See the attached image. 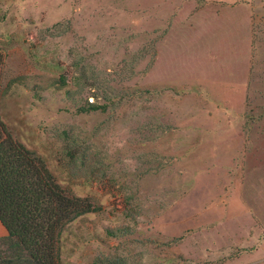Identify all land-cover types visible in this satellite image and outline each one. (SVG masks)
I'll use <instances>...</instances> for the list:
<instances>
[{
  "label": "rangeland",
  "instance_id": "obj_1",
  "mask_svg": "<svg viewBox=\"0 0 264 264\" xmlns=\"http://www.w3.org/2000/svg\"><path fill=\"white\" fill-rule=\"evenodd\" d=\"M0 120L100 207L62 264H264V0H0Z\"/></svg>",
  "mask_w": 264,
  "mask_h": 264
},
{
  "label": "trees",
  "instance_id": "obj_2",
  "mask_svg": "<svg viewBox=\"0 0 264 264\" xmlns=\"http://www.w3.org/2000/svg\"><path fill=\"white\" fill-rule=\"evenodd\" d=\"M89 104L86 110H97ZM100 210L67 192L44 160L0 120V264H62L61 234L78 217Z\"/></svg>",
  "mask_w": 264,
  "mask_h": 264
},
{
  "label": "crops",
  "instance_id": "obj_3",
  "mask_svg": "<svg viewBox=\"0 0 264 264\" xmlns=\"http://www.w3.org/2000/svg\"><path fill=\"white\" fill-rule=\"evenodd\" d=\"M5 235H6V230L0 222V237L5 236Z\"/></svg>",
  "mask_w": 264,
  "mask_h": 264
}]
</instances>
